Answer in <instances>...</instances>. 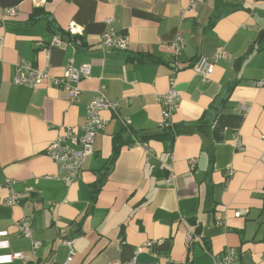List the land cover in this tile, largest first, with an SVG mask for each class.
<instances>
[{
    "label": "crops",
    "instance_id": "obj_1",
    "mask_svg": "<svg viewBox=\"0 0 264 264\" xmlns=\"http://www.w3.org/2000/svg\"><path fill=\"white\" fill-rule=\"evenodd\" d=\"M109 30L127 51L101 47ZM220 54L209 78L193 72ZM22 61L89 75L70 101L48 83L12 84ZM263 79L264 0H0V264H64L63 241L70 264H214L228 249L236 264H264ZM171 85L178 134L166 152L153 136ZM100 89L114 110L67 183L46 150L68 128L83 136Z\"/></svg>",
    "mask_w": 264,
    "mask_h": 264
},
{
    "label": "built area",
    "instance_id": "obj_2",
    "mask_svg": "<svg viewBox=\"0 0 264 264\" xmlns=\"http://www.w3.org/2000/svg\"><path fill=\"white\" fill-rule=\"evenodd\" d=\"M5 14L7 16H14L15 12L6 11ZM53 42L56 43L54 40ZM40 45L41 44H38L37 46ZM100 45L103 49L120 52L127 51L129 48L128 38L125 36H118L112 30L102 35ZM174 48H176L175 44H173L172 49ZM222 57H224V54L216 55L210 59L201 58L192 66V70L203 79L209 78L213 73L214 63ZM88 75L89 68L87 66L75 69L72 67V61H69L65 73L61 77H52L47 71H40L29 63L22 61L18 65L16 74L12 79V84L27 88H35L43 83H48L54 88L63 90L66 97L70 101H74L77 100L79 95V90L76 85L82 78ZM254 86L264 87V79L255 82ZM158 102L162 107L160 127L165 129L170 126V119L178 107L180 95L171 85V88L164 95L159 97ZM110 109L114 110V106L108 102L100 89L87 106L86 121L82 126L83 136H76L73 134L72 130L68 128L64 134L57 137L55 141L48 146L46 156L57 165L58 173L67 183H74L80 178L82 166L93 151L95 136L105 126V120L100 114L102 111ZM236 147L238 150L242 149L238 141L236 142ZM193 162L194 161H192L191 164H193ZM193 167L194 166L191 165V169H193ZM8 184L9 183L6 185ZM15 203L16 201L13 199L12 195L6 200V204L8 205H14ZM243 214H245V211L237 213L239 216ZM219 224L221 223L219 222ZM17 227L21 236L25 238L31 237L28 218L21 219ZM32 245V256H34L35 250L40 247L41 243L39 241H34ZM63 245L67 246L70 251L64 264H70L72 258V241H63ZM146 245H149V243H146ZM12 257L16 260L23 259L21 253H14ZM238 257V252L235 249H228L222 256L215 257L214 264H236Z\"/></svg>",
    "mask_w": 264,
    "mask_h": 264
},
{
    "label": "trees",
    "instance_id": "obj_3",
    "mask_svg": "<svg viewBox=\"0 0 264 264\" xmlns=\"http://www.w3.org/2000/svg\"><path fill=\"white\" fill-rule=\"evenodd\" d=\"M218 109H216V112ZM178 134V129L176 126H169L165 129H163L159 134L154 135L153 137L157 138L159 141L163 143V145L166 147V152L170 151V148L174 142V139L176 138ZM119 147L114 145L113 149V155L111 156L110 162H113L114 159L116 158V155L118 154ZM198 227L201 225V222L198 221Z\"/></svg>",
    "mask_w": 264,
    "mask_h": 264
}]
</instances>
